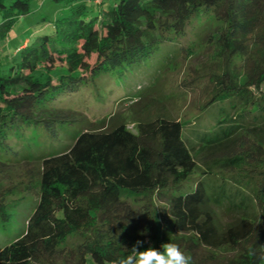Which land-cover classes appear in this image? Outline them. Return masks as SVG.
<instances>
[{
  "label": "trees",
  "instance_id": "1",
  "mask_svg": "<svg viewBox=\"0 0 264 264\" xmlns=\"http://www.w3.org/2000/svg\"><path fill=\"white\" fill-rule=\"evenodd\" d=\"M57 1L68 14L0 70V150L25 127L53 136L78 121L79 112L58 103L62 93L149 59L190 27L224 57V69L203 83L205 107L219 108L192 141L164 102L143 90L131 98L136 132L119 113L88 119L65 151L24 157L18 164L36 172L39 201L22 235L0 249V264H87L88 257L112 264L137 240L145 241L141 251L176 243L194 264H254L250 250L264 245V0L91 2L100 12L87 0ZM30 12L31 0H0V45ZM196 45H179L160 73ZM229 62L243 65V75ZM203 77L183 85L196 90ZM190 181L191 192L179 193ZM8 194L0 192L3 224L11 220Z\"/></svg>",
  "mask_w": 264,
  "mask_h": 264
},
{
  "label": "rangeland",
  "instance_id": "2",
  "mask_svg": "<svg viewBox=\"0 0 264 264\" xmlns=\"http://www.w3.org/2000/svg\"><path fill=\"white\" fill-rule=\"evenodd\" d=\"M116 1L118 0H112L110 5ZM91 2L87 0L86 3L96 12H100L103 6L104 8L109 6L107 2L103 6L93 5ZM68 10V7L57 0H31V12L18 19L0 45V70L6 73L12 64L11 56L17 53V48L25 41L31 43L38 36L49 32L53 26L52 21L67 15ZM197 32L199 28L197 30L196 27H190L188 35L183 40L178 38L162 44L149 59L103 73L95 82L89 81L80 86L79 91L70 95L62 93L58 103L76 113L79 112L81 119L60 125L53 136H47L34 127H25L11 135L8 146L0 150V160L8 163H0V192L9 191L7 209L11 214L9 222L4 224L0 222V249L22 235L39 201V192L36 188L38 176L35 172L38 170L36 167L38 165L35 166V173H30L28 168L32 166L18 164L19 161L33 154L47 157L65 151L74 143V139L84 129L88 119L94 121L119 113L128 124L129 130L136 132V123L132 114V106L136 100L132 101L131 98L143 90H150L152 96L164 102L172 116L185 124L184 133L192 141L196 139V129L197 132H202L213 126L219 104L205 107L209 99L205 93L206 84L210 80L207 75L223 70L226 63L219 52V46L215 42H199L195 34ZM185 43L190 45L197 43V45L193 51L178 56L176 61L170 63L160 73L167 57L179 45ZM20 55L21 53H18V59ZM242 66L239 63L233 67L230 63V71H239L241 76L244 73ZM157 75L158 78L152 83ZM197 75L205 77L199 80L200 85L196 90L183 85ZM125 94L129 95L128 98L123 97ZM192 181L195 182L194 179ZM193 188L191 181L186 182L178 192H191ZM157 205L162 216L167 214L165 203L157 202ZM87 264L95 263L88 257Z\"/></svg>",
  "mask_w": 264,
  "mask_h": 264
},
{
  "label": "clouds",
  "instance_id": "3",
  "mask_svg": "<svg viewBox=\"0 0 264 264\" xmlns=\"http://www.w3.org/2000/svg\"><path fill=\"white\" fill-rule=\"evenodd\" d=\"M145 241L137 240L130 254L121 256L112 264H194L191 255L172 242L164 243L161 249L149 246L145 250H138ZM254 264H264V245L250 250Z\"/></svg>",
  "mask_w": 264,
  "mask_h": 264
},
{
  "label": "built area",
  "instance_id": "4",
  "mask_svg": "<svg viewBox=\"0 0 264 264\" xmlns=\"http://www.w3.org/2000/svg\"><path fill=\"white\" fill-rule=\"evenodd\" d=\"M103 0H92L93 3L95 4H99L100 2H102Z\"/></svg>",
  "mask_w": 264,
  "mask_h": 264
},
{
  "label": "crops",
  "instance_id": "5",
  "mask_svg": "<svg viewBox=\"0 0 264 264\" xmlns=\"http://www.w3.org/2000/svg\"><path fill=\"white\" fill-rule=\"evenodd\" d=\"M105 2H107V4H110L111 2H112V0H103V4L105 3Z\"/></svg>",
  "mask_w": 264,
  "mask_h": 264
}]
</instances>
